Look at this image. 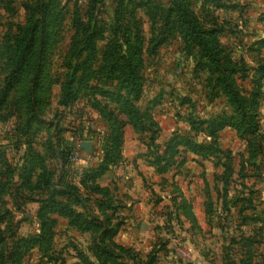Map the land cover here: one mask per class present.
<instances>
[{"label":"rangeland","instance_id":"1","mask_svg":"<svg viewBox=\"0 0 264 264\" xmlns=\"http://www.w3.org/2000/svg\"><path fill=\"white\" fill-rule=\"evenodd\" d=\"M35 1L0 0V264H18L1 251L37 236L49 191H27L28 149L43 156L54 188L95 169L117 141L114 164L95 181L109 197L87 193L92 212L95 200L122 206L113 241L128 251L114 250V264H264V0L192 2L213 58L161 33L166 0H51L42 67L37 44L12 74ZM87 29L98 33L92 53ZM136 38L140 56L128 63ZM128 66L138 67L136 115L113 102L126 96ZM48 219L50 250H23L19 264H104L88 251L97 232Z\"/></svg>","mask_w":264,"mask_h":264},{"label":"trees","instance_id":"2","mask_svg":"<svg viewBox=\"0 0 264 264\" xmlns=\"http://www.w3.org/2000/svg\"><path fill=\"white\" fill-rule=\"evenodd\" d=\"M128 1L126 4L129 3ZM194 1L199 0H166L167 7L160 16L162 25L161 33H178L180 38L184 39L185 41H189L192 45L200 48L202 57L213 58L216 55L212 53V56L210 51L207 49L208 42L205 41V32L200 28L201 24L196 18L192 8V2ZM122 2H124V0H122ZM144 4L146 5L148 3L145 2ZM51 9H53L51 0H36L30 7L28 25H26V29L23 32L19 43L21 44L24 42V46L17 49L16 58L18 61V67L16 66L15 71H13L12 74H16V72L19 70V66L22 63L21 61H23L25 58L28 59L35 54L34 49L37 44L39 46L38 66L42 67L45 58V36L47 35L50 28L49 21L51 19L49 16L51 15ZM61 13L62 10H59L58 14ZM56 22L57 17L55 19V23ZM165 29L166 32L164 33ZM82 32L83 48L86 51L92 53L94 40L98 36V33L88 29ZM167 39H169L168 35H163L162 38L157 40V45L160 46L164 44L167 42ZM135 43L134 49L133 47H130L123 51L124 58L128 63L129 59L140 56L137 38L135 39ZM74 56H77L76 51H73L72 53V57ZM41 71L42 68L39 71V75H41ZM111 71H113V69ZM125 73L126 76H124L125 79L122 85L126 89V96L113 99V102L119 105L122 103L123 106L128 108L133 115H136L137 111L134 108L132 101L139 97L140 80L138 75V67L135 66L131 68V66H128L125 70ZM1 102L2 101H0V107ZM34 107L35 106L32 108ZM37 118L38 116L36 114L34 120L32 121L31 119L27 123V126L29 127V125L37 120ZM38 130L40 129L37 126V128L34 129V132ZM254 132H256L255 127L252 128L251 133ZM56 143L58 144V141H56ZM117 144L118 141L114 143V146L108 148V151L106 152L102 162L95 169H92L91 171H84V173L78 175V177L72 176L73 178L69 180L71 183H66V185H63L62 183L56 184L54 188H52L51 180L49 179V173L45 168L46 165L43 156L28 146L29 153L26 156V189L28 192H41L40 190L45 191V189L48 188L49 191L46 192L47 198L38 200L40 205L37 214L39 215L40 224L38 227L37 236H27L25 239H21L19 243L22 244V251H20V249L17 251L15 248H12L6 255L3 251H1L2 259L4 257L10 259L11 261L15 259L14 262L19 264L23 250L26 252L33 247H38L39 250L44 254L48 253L50 250L51 238L53 236L52 230L56 225L54 219H48L50 214H54L58 218L67 219L69 227L76 230L77 232H90L94 235H96L95 233L97 232V237L93 239L92 247L88 250L90 252V256L94 257V262L99 261L100 258L103 257L104 264H114L116 259L122 258L119 254H116L114 250L127 253L128 249L117 245L113 241V238L118 234L121 227L122 218L119 217L116 223H112L114 214L115 217L117 216V207L122 206L112 205L111 199L95 200L94 204L96 210H93L92 212L87 202L89 197V194L87 193H89V190L102 193L105 198L109 197V191L107 189H101L98 187L95 184V181L104 172H106L109 165L114 164L115 158H117ZM194 148H198L199 151L204 149L203 147H198L196 145ZM58 156L60 159V165L62 167V175L59 176V181L61 182L62 177H67L68 175L63 173L67 166V156L62 151H60ZM23 168H25V166ZM75 178H78L77 182L74 181ZM77 183L82 184V186L78 187L76 185ZM91 185L93 187H91ZM82 193L85 195L84 199L78 197ZM76 207H78L80 210H77ZM110 212H112V214ZM1 234L2 233L0 232V235Z\"/></svg>","mask_w":264,"mask_h":264},{"label":"built area","instance_id":"3","mask_svg":"<svg viewBox=\"0 0 264 264\" xmlns=\"http://www.w3.org/2000/svg\"><path fill=\"white\" fill-rule=\"evenodd\" d=\"M259 125L261 127H264V101H263V104H262V107H261V113H260V116H259ZM73 155H74V159L78 156L75 153Z\"/></svg>","mask_w":264,"mask_h":264}]
</instances>
